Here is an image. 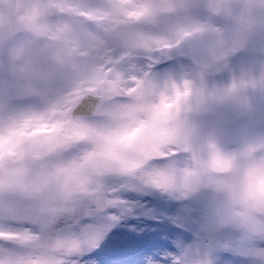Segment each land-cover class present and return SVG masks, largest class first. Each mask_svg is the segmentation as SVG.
I'll use <instances>...</instances> for the list:
<instances>
[{"label":"clouds","instance_id":"clouds-1","mask_svg":"<svg viewBox=\"0 0 264 264\" xmlns=\"http://www.w3.org/2000/svg\"><path fill=\"white\" fill-rule=\"evenodd\" d=\"M129 192L195 204L193 241L142 264H217L226 237L264 264V0H0V264H99L147 212Z\"/></svg>","mask_w":264,"mask_h":264},{"label":"rangeland","instance_id":"rangeland-1","mask_svg":"<svg viewBox=\"0 0 264 264\" xmlns=\"http://www.w3.org/2000/svg\"><path fill=\"white\" fill-rule=\"evenodd\" d=\"M85 3L95 6L98 0H84ZM197 45L195 42H191L185 45L182 51H174L168 54L159 64L165 61L171 62V65L163 68L158 72H170L178 73L182 68L187 69L190 67L188 57H190L196 50ZM179 56H183L185 61L174 60ZM251 60L249 53H243L236 58L233 66L239 68L241 65H247ZM158 64V65H159ZM221 79V82L228 80L227 74ZM258 98V97H257ZM232 147V146H229ZM124 198L138 204L147 212H155L156 218L154 223H147L143 218L144 214L135 215L127 220L121 221L114 225L107 233L101 246L96 250L84 257L88 261H98L99 264H109L104 261L102 255L109 257H115L116 255H122L124 251L127 253H133L138 248L144 249L150 246V249L146 251L132 261L131 264H142L143 257L147 255H164L166 253H175L177 248L182 244H188L193 241V235L191 231L187 230L191 221V209L195 207V204L188 206L182 205L179 202L167 200L156 194H135L124 193ZM174 218L175 223H169L166 220L158 218L160 215ZM100 221L97 218H89L87 221L81 223L79 227H94L98 225ZM143 229L140 235L137 232ZM179 238V239H178ZM173 242L176 243V247L173 246ZM212 249L214 251L217 264H245L243 256L240 254L246 245L243 242L235 241L231 238L218 239L212 242Z\"/></svg>","mask_w":264,"mask_h":264},{"label":"water","instance_id":"water-1","mask_svg":"<svg viewBox=\"0 0 264 264\" xmlns=\"http://www.w3.org/2000/svg\"><path fill=\"white\" fill-rule=\"evenodd\" d=\"M87 218H88V217L82 218L80 221L85 220V219H87ZM65 227H66V224H65L63 221H61V222H58V224H57V226H56V230H57V231H62V230L65 229Z\"/></svg>","mask_w":264,"mask_h":264},{"label":"flooded vegetation","instance_id":"flooded-vegetation-1","mask_svg":"<svg viewBox=\"0 0 264 264\" xmlns=\"http://www.w3.org/2000/svg\"><path fill=\"white\" fill-rule=\"evenodd\" d=\"M87 104V102H84V105H86Z\"/></svg>","mask_w":264,"mask_h":264}]
</instances>
